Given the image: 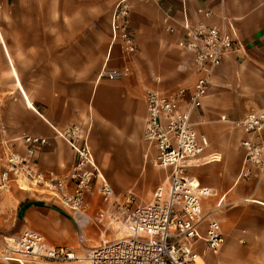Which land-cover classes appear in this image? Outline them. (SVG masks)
Returning a JSON list of instances; mask_svg holds the SVG:
<instances>
[{
  "label": "crops",
  "instance_id": "0c3cea01",
  "mask_svg": "<svg viewBox=\"0 0 264 264\" xmlns=\"http://www.w3.org/2000/svg\"><path fill=\"white\" fill-rule=\"evenodd\" d=\"M118 1L0 0V123L8 131L9 145L22 152L20 143L13 141L17 136L45 138L48 145L35 153L34 162L42 172L62 175L72 167L75 156L53 130L77 126L87 139L95 164L119 168L123 176L131 175L135 180V168L142 158L146 161L152 155L142 140L144 96L150 91L167 94L178 88H192L197 76L191 57L177 48L183 34L179 24L183 12L192 24L196 22L195 10L207 9L212 13L209 24L233 29L242 44L241 49L223 59L214 74L220 76L237 68L242 75L224 82L211 79L201 108L191 116L195 131L207 138L208 148L185 174L202 187L215 190L216 197L205 200L202 209L219 221L224 240L216 256L202 240L197 241L193 252L196 264H264V172L240 179V143L246 136L219 120L223 115L241 120L249 112L264 110V0L134 4L129 24L137 54L128 59L112 43L110 30L103 28L105 17L108 21L113 11L109 9L105 16V8H112ZM169 3L177 22L171 23L173 32L163 24L162 10ZM173 38L179 55L169 60L165 45ZM113 47L119 52L113 53ZM188 60L194 82L188 87L161 89L169 81L170 71L172 77H181L179 71L184 70ZM118 65L131 71L124 75H128L126 78L103 77L104 69L114 70ZM237 93L244 98L239 99ZM2 142L0 136V169L4 163ZM105 175L109 180L113 177L109 170ZM168 175L151 200L157 189L165 188ZM162 176L160 173L156 177L160 180ZM0 193L1 204L11 205L12 223L8 227L14 229L8 239L17 240L22 232L31 231L43 236L50 246H65L85 254L105 241L126 236L125 228L112 218L114 210L101 198L103 207L98 211L99 199L94 192L86 198L87 216L94 218L101 211L106 215L101 224L82 230V242L75 223L59 205L21 191L15 184ZM204 230L203 225L201 236ZM5 244L0 240V251ZM0 264L7 263L0 259Z\"/></svg>",
  "mask_w": 264,
  "mask_h": 264
},
{
  "label": "built area",
  "instance_id": "2783aa9c",
  "mask_svg": "<svg viewBox=\"0 0 264 264\" xmlns=\"http://www.w3.org/2000/svg\"><path fill=\"white\" fill-rule=\"evenodd\" d=\"M143 1V0H141ZM156 4L172 0H144ZM129 0H119L110 18L111 41L119 46L123 58L137 54V46L129 24ZM163 24L173 32L171 23H177L174 7L169 3L163 10ZM195 16L202 21L190 23L183 12L179 24L182 39L177 48L191 57L197 79L190 89L178 88L170 93L147 92L144 96L146 118L142 140L152 151L148 164L159 171H169L165 188L157 189L153 199L143 205L136 197L126 193L115 203L113 190L100 174L86 137L77 126L53 130L56 138L72 150L75 162L62 175L53 171L42 172L34 162L35 153L48 145L45 138L22 134L13 141L20 143L22 152L9 145L8 131L0 123L3 138L4 163L0 169V191L12 184L19 190L32 193L64 209L75 223L82 242V230L89 225H99L105 212L94 218L87 216V195L96 190L103 203L114 210L113 220L126 230L124 238L105 241L85 254L72 249L47 244L40 234L24 231L17 240L5 244L0 259L5 263L31 264H196L193 248L202 240L212 255H218L224 240L219 221L211 212L203 213L205 200L216 197L213 189L202 187L186 176V169L195 163L208 148V140L198 134L191 122L192 114L201 108L211 85V78L223 59L241 49L233 29L219 28L206 23L212 13L197 8ZM129 73L104 74L116 79ZM221 122L239 129L246 137L241 141L243 162L239 177L247 180L264 172V110L252 111L241 120L221 116ZM204 225V236L201 227ZM6 243V242H5Z\"/></svg>",
  "mask_w": 264,
  "mask_h": 264
},
{
  "label": "rangeland",
  "instance_id": "374dc122",
  "mask_svg": "<svg viewBox=\"0 0 264 264\" xmlns=\"http://www.w3.org/2000/svg\"><path fill=\"white\" fill-rule=\"evenodd\" d=\"M117 3V2H116ZM115 3V4H116ZM153 3L152 1H141V0H129V5H130V11L132 10V5L134 4H139V5H149ZM114 4V6H115ZM114 6L111 8H105V16L106 13L108 12L109 9H114ZM129 11V12H130ZM112 12V11H111ZM108 14V13H107ZM111 14V13H110ZM198 21H202V18L197 17L196 16V22ZM210 21V20H209ZM209 21H206V23L209 24ZM104 30H110V19H108V21L104 20ZM129 22H130V13H129ZM162 26V25H161ZM163 29V27L161 28V30ZM164 31V30H163ZM175 38H173L172 40L167 41L166 45H165V49L167 50V53L169 54L170 57L169 60H174L175 58L173 57L176 53L179 55V53L176 50L175 47ZM117 47H113V53H118L119 50L117 51ZM184 58L186 56H183ZM183 61V60H182ZM182 61H178V66L182 63ZM173 62L170 63V65ZM169 65V66H170ZM189 66H190V61L188 60V62H186V66L184 68V70L179 71L181 77H172V74L174 75L173 71L169 72V75H171L170 77H168L169 81H166V85L165 87L161 88L163 90H170V89H175L178 86H183V87H188L190 86L195 79V76L192 74L191 71H189ZM172 68L174 66H171ZM169 68V67H168ZM122 69L120 67V65H118L117 67H115L114 70H109V69H104V73H103V77L104 74H107L109 72L115 71L117 73L122 72ZM131 72V71H130ZM129 72V73H130ZM262 72H256V74H261ZM241 73L240 70L237 68H230L228 70H226V72L224 74H220V76H218V74H213L211 79H216V80H222V82H224V80H233V79H239V77H241ZM128 76V75H127ZM127 76H121L119 78H116L114 80H121L126 78ZM105 78V77H104ZM155 84H159L158 82H155ZM248 88H245L244 90H247ZM244 92V91H243ZM238 94V98H244V96L242 94ZM144 96V94H143ZM195 129V127H194ZM144 154V152H143ZM96 166L99 170V172L102 174V176L106 179V181L108 182V184L110 185V187L113 190V194H114V202L117 203L119 201L122 200V197L128 193L131 192L132 194H134V196L136 197V201L140 204H145L150 202L151 198H152V193L154 192V190L156 189L157 186H161L163 184L164 178L166 177L167 174H169V171L164 172V171H159L156 170L154 168H152L147 160L145 161L142 158V162L141 165L137 168H135V170L133 172H136V176H134L136 179L133 180V176L131 175H127V176H123L122 171L119 168H112V167H102L99 166V164L96 163ZM190 169H192L191 167L187 169V171H189ZM109 170L113 177L109 180L107 178V176L105 175L106 171ZM162 173L163 176L160 178L156 177L158 174ZM128 174H130V172H128ZM14 189V188H13ZM16 189V188H15ZM12 190V188H11ZM94 195L99 199L98 201V211L99 208H102L103 206L100 203V196L96 193V190H93ZM1 194V193H0ZM91 194V193H90ZM88 194V195H90ZM0 222L2 223L0 225V240H2L4 243L6 242L8 245L11 243V239H8L10 237H12V233H13V229L14 227L10 228L8 226H10L11 222V205H3L0 202ZM95 239L97 238V235L95 234ZM92 248V247H89Z\"/></svg>",
  "mask_w": 264,
  "mask_h": 264
}]
</instances>
